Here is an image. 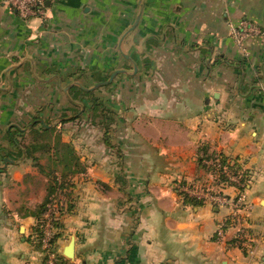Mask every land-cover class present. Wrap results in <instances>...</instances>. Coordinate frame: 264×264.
Masks as SVG:
<instances>
[{"label":"crops","instance_id":"obj_1","mask_svg":"<svg viewBox=\"0 0 264 264\" xmlns=\"http://www.w3.org/2000/svg\"><path fill=\"white\" fill-rule=\"evenodd\" d=\"M47 8V18L25 20L0 0V264L45 259L31 239L50 179L9 138L16 112L28 124L39 108L85 167L56 196L55 250L68 258L75 243L68 264H264V0H62ZM241 20L261 29L247 55L230 35ZM81 69L86 82L122 70L102 94L91 91L111 116L108 136L90 96L61 100V84ZM204 152L244 170L255 203L251 257L216 239L227 207L186 200L175 187L210 179Z\"/></svg>","mask_w":264,"mask_h":264},{"label":"built area","instance_id":"obj_2","mask_svg":"<svg viewBox=\"0 0 264 264\" xmlns=\"http://www.w3.org/2000/svg\"><path fill=\"white\" fill-rule=\"evenodd\" d=\"M25 20L32 18H47V3L62 0H5ZM230 35L234 39L239 50L248 54L247 43L254 37L261 35L259 26L250 20H241L232 23ZM202 164L208 170L210 179L204 182L185 183L178 181L175 187L183 196H188L202 202H209L215 206H225L229 213L219 222L216 230L218 241H229L240 248L247 256H253L256 252L255 237L251 233V215L255 209V203L248 197L246 192L247 182L243 169H233L232 163L220 154H214L205 158ZM228 186H235L237 194L224 193ZM61 205L60 196L55 197L48 204V212L45 216L44 235L40 240L41 250L45 254L43 264H68L66 257L55 250L53 238L57 237L58 230L53 217L57 214L58 206ZM35 243H38L34 239ZM34 243V244H35Z\"/></svg>","mask_w":264,"mask_h":264},{"label":"trees","instance_id":"obj_3","mask_svg":"<svg viewBox=\"0 0 264 264\" xmlns=\"http://www.w3.org/2000/svg\"><path fill=\"white\" fill-rule=\"evenodd\" d=\"M79 90L83 95L90 96L93 102V109L100 110L105 121L102 122L105 130V134L108 136L112 125L111 116H107L104 112L107 110L106 104L96 96V92H91L79 87ZM71 119H65L63 121H69ZM50 123L43 122L37 115H34L32 120L25 125V127L14 126L9 132V138L17 145L21 154H24L27 158L32 159L36 166L50 179L48 186V195L45 200L37 207V211L33 214L37 217V224L33 229L32 242L35 243L34 239L38 243L35 245L40 249V240L44 235L45 216L48 212V204L60 193H67V189L70 186L71 178L75 173L85 171V167L81 164L79 156L74 147L63 142L61 132L57 130L55 126L48 127ZM26 128L28 132H26ZM13 129L18 133H14ZM31 132L34 136L32 137V143L25 144L27 133ZM44 140L46 145H39L38 142ZM206 150V149H205ZM38 152H42L41 155H36ZM213 154H207L204 152L200 160L213 156ZM47 158L48 165L41 163V160ZM203 165V164H202ZM233 169L237 171L240 166L237 164L233 165ZM246 178V175H245ZM246 181V180H245ZM247 182V181H246ZM186 200L193 201L188 196H184ZM55 224L58 227V215L54 213ZM57 240V237L53 238V242Z\"/></svg>","mask_w":264,"mask_h":264},{"label":"rangeland","instance_id":"obj_4","mask_svg":"<svg viewBox=\"0 0 264 264\" xmlns=\"http://www.w3.org/2000/svg\"><path fill=\"white\" fill-rule=\"evenodd\" d=\"M8 4V3H7ZM9 5V4H8ZM10 6V5H9ZM11 7V6H10ZM87 72V71H86ZM82 73H83V71H82V69L81 70H78L77 71V78H70V77H68V79H66V81L65 82H63L62 84H61V88L63 89V90H61V92H64L65 91V97H66V99L65 98H63V99H61L63 102H65L66 103V105H69V103H68V97H75V98H77V99H80V98H82L81 96H83L82 95V93L80 92V90L79 89H77V88H79V87H76V88H73L71 91H70V89L72 88V87H74V86H82V88L84 89L85 87L86 88H92V87H94L96 84H97V82L99 83V82H103V81H106V80H108L109 78L107 77V74H104V75H102V76H100L99 78L98 77H96V75H94L93 76V78L91 79V82H86V81H84L80 76H82ZM71 79V80H70ZM71 87V88H70ZM101 87H103V86H99V87H97L96 89H97V91L100 93V94H102V92L104 91V90H100L101 89ZM87 99V98H86ZM54 102V101H53ZM57 103H60V102H57ZM50 105H52L53 106V104L52 103H50ZM27 106V109L26 110H32L33 108H31V106H29V105H26ZM24 107H25V105H24ZM42 111H44L43 113H42ZM33 114L35 115H37V117H39L40 119H44V117H47L46 115V113L45 112H47V110L45 109H41L40 110V108H39V110H38V113H35V110H33ZM17 113V117L18 118H13L11 121H10V128H13L14 127V124H16V125H19V127H25V125H27L26 123H24L22 120H19V119H22L21 118V116H22V114H23V112H20V111H17L16 112ZM22 113V114H21ZM42 113V114H41ZM39 114H41V115H39ZM43 117V118H42ZM45 120V119H44ZM43 120V121H44ZM51 119L50 118H47V120H46V122L47 123H50L51 124V121H50ZM13 132L14 133H16V134H18L16 131H15V129H13ZM33 134L31 133V132H29V133H27V135H26V140H25V144H30L31 145V143L33 142L32 141V137H34V136H32ZM46 142L44 141V140H40L39 142H38V144L39 145H46L45 144ZM22 155V154H21ZM36 155H43L42 154V152H38ZM43 163L47 166L48 165V160L47 159H45V161H43Z\"/></svg>","mask_w":264,"mask_h":264},{"label":"water","instance_id":"obj_5","mask_svg":"<svg viewBox=\"0 0 264 264\" xmlns=\"http://www.w3.org/2000/svg\"><path fill=\"white\" fill-rule=\"evenodd\" d=\"M49 4H50V2L47 3V5H49ZM120 72H122V70H116V71H114V72L111 74V76H110V78H109L108 80L103 81V82H99V83H97V84H96L94 87H92V88H84V89H86V90H88V91H92V90L96 89V88L99 87V86H104V85L110 84V83H112V81L114 80V78H115ZM74 246H75V243H74V241H73V242L67 247V249L65 250V255H66L68 258H70V259L74 258Z\"/></svg>","mask_w":264,"mask_h":264}]
</instances>
